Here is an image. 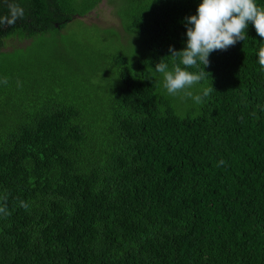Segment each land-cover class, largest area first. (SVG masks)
<instances>
[{
	"label": "trees",
	"instance_id": "1",
	"mask_svg": "<svg viewBox=\"0 0 264 264\" xmlns=\"http://www.w3.org/2000/svg\"><path fill=\"white\" fill-rule=\"evenodd\" d=\"M101 1L15 0L24 17L0 25V264H264V39L249 23L213 51L194 94L213 90L184 112L155 66L171 69L202 0H120L114 40L140 49L69 82L5 66L9 40L54 35Z\"/></svg>",
	"mask_w": 264,
	"mask_h": 264
},
{
	"label": "clouds",
	"instance_id": "2",
	"mask_svg": "<svg viewBox=\"0 0 264 264\" xmlns=\"http://www.w3.org/2000/svg\"><path fill=\"white\" fill-rule=\"evenodd\" d=\"M8 7L10 15L0 17V25H10L24 17L23 8L15 0H11ZM185 19L186 47L177 51L170 46L171 55L166 57L173 60L171 69L162 58L156 64L155 71L162 74L163 88L169 95L178 96L182 93L184 97L200 104L204 97L210 95L212 85L202 88L199 94H194L191 89L209 74L204 69L210 64V54L213 51H225L238 41H244L249 23L255 28L257 35L264 39V5L258 4L257 0H202L196 14ZM258 57L259 65L264 69V44L259 48ZM177 58L179 63L175 62ZM191 68H197L199 71H189ZM0 83L6 84L7 79ZM224 163L225 161L221 160L219 165ZM4 199L6 200V197ZM20 203L21 206L28 207L24 201ZM0 214L10 215L6 205L0 206Z\"/></svg>",
	"mask_w": 264,
	"mask_h": 264
},
{
	"label": "rangeland",
	"instance_id": "3",
	"mask_svg": "<svg viewBox=\"0 0 264 264\" xmlns=\"http://www.w3.org/2000/svg\"><path fill=\"white\" fill-rule=\"evenodd\" d=\"M120 4V0H102L87 15L82 18L74 17L54 35H45L31 40H9L5 51L15 49L13 52L16 56L5 66L9 70L21 72L23 76L29 75L35 81L43 77L38 71L44 73L55 70L63 72L66 81L69 82L71 72L78 77L81 68L100 69L102 58L106 54L111 55L119 51L124 54H135L140 49L138 44L130 41L122 46L116 42V38L114 40L118 32L122 43H126L116 16V8ZM57 81L58 78L55 82ZM191 91L195 93L197 86ZM169 96L173 107L182 112L192 104V99L184 97L182 93L178 96Z\"/></svg>",
	"mask_w": 264,
	"mask_h": 264
}]
</instances>
